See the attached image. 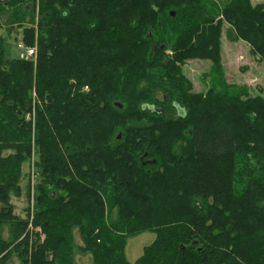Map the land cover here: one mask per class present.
<instances>
[{
  "label": "trees",
  "instance_id": "trees-1",
  "mask_svg": "<svg viewBox=\"0 0 264 264\" xmlns=\"http://www.w3.org/2000/svg\"><path fill=\"white\" fill-rule=\"evenodd\" d=\"M38 3L36 20L37 0H0V30L6 16L37 44L7 58L0 34V264H73L75 227L95 264H264V239L239 240L264 236V96L225 80L192 93L182 69L219 64L220 15L264 59V0ZM34 217L45 240L28 253ZM147 230L157 239L132 263L126 238Z\"/></svg>",
  "mask_w": 264,
  "mask_h": 264
},
{
  "label": "rangeland",
  "instance_id": "rangeland-1",
  "mask_svg": "<svg viewBox=\"0 0 264 264\" xmlns=\"http://www.w3.org/2000/svg\"><path fill=\"white\" fill-rule=\"evenodd\" d=\"M216 5L219 6L220 9L223 8V4L229 0H213ZM252 6H256L263 2V0H249ZM37 9H36V20H38L39 13V3L37 0ZM8 8H10L8 6ZM211 9V8H209ZM4 17V18H3ZM1 18L3 27L0 30V34L5 37V45H6V57L14 58L20 57L24 51L19 48L18 44L20 42L22 36V29H19L17 26L8 24V18L3 16ZM7 18V19H6ZM29 18V17H28ZM27 18V19H28ZM222 20V33H221V47L219 48L220 52V62L218 65L214 64L210 59H189L183 65V73L186 78L191 83V91L192 93H205L210 90V87L215 85L214 83L219 81H224L229 85H238L242 86L251 96L262 95L264 96V59L260 58L258 53H254L251 45L246 41L239 39L236 37L233 29L231 28L230 23L227 20L223 19V16L215 18V21ZM13 26V27H12ZM25 26H32L31 23H27ZM12 27V29H11ZM11 29V30H10ZM35 46L37 44L35 43ZM36 57V56H35ZM33 57V59L35 58ZM26 59V58H23ZM29 59V58H28ZM33 97L37 100L36 91H33ZM28 118V117H27ZM33 125V144L31 154L27 163L24 165V173L29 175L34 169L37 171V141H35V119L33 117L32 120ZM31 175V174H30ZM28 177H24L21 181L23 187V194L21 197H13L12 203L15 205V212L22 215L24 217L25 212L24 209L27 206L26 201V186H27ZM36 181V180H35ZM35 195V192H34ZM211 202H214L212 198L209 199ZM32 205V209L35 211V201ZM2 208V204L0 203V209ZM31 222V220H30ZM29 222V227L27 229H31L32 232L39 233V237L35 241L34 239L29 243L28 253H32L34 247L43 243L45 240V233L41 226L36 225L35 217L32 219V222ZM219 232V230H218ZM257 235H248L244 236L242 234V238L239 240H246L249 248H254L258 243V241L263 240L264 236L260 233L263 230L258 231ZM74 239H73V264H95V258L93 253H87L80 248L83 245L82 238L78 231V228L75 227L73 229ZM232 236L235 232H229ZM157 232L154 231H143L138 234L130 235L126 238L125 243V255L126 258L130 262H135L138 258L144 255L147 246L154 243L157 239ZM24 235L20 237V240L23 239ZM244 237V239H243ZM2 239L8 240L12 239L11 227L8 225L4 226L2 229ZM264 243V241H263ZM264 246V245H263ZM262 246V247H263ZM11 248V247H10ZM9 248V249H10ZM264 248V247H263ZM53 258V255H50V259ZM11 262V263H10ZM7 264H23L20 259L16 255H13L10 261Z\"/></svg>",
  "mask_w": 264,
  "mask_h": 264
},
{
  "label": "built area",
  "instance_id": "built-area-1",
  "mask_svg": "<svg viewBox=\"0 0 264 264\" xmlns=\"http://www.w3.org/2000/svg\"><path fill=\"white\" fill-rule=\"evenodd\" d=\"M18 46H19V48H21L24 51V53L21 54L22 57L24 56L23 58H26V59L32 58V57H35L37 54V47L36 46H26L23 43H19ZM30 174H31V178H32V189H33L32 194H34L36 171L34 169H32ZM32 198H34V197H32Z\"/></svg>",
  "mask_w": 264,
  "mask_h": 264
},
{
  "label": "water",
  "instance_id": "water-1",
  "mask_svg": "<svg viewBox=\"0 0 264 264\" xmlns=\"http://www.w3.org/2000/svg\"><path fill=\"white\" fill-rule=\"evenodd\" d=\"M171 15H172V16H175V12H171Z\"/></svg>",
  "mask_w": 264,
  "mask_h": 264
},
{
  "label": "flooded vegetation",
  "instance_id": "flooded-vegetation-1",
  "mask_svg": "<svg viewBox=\"0 0 264 264\" xmlns=\"http://www.w3.org/2000/svg\"><path fill=\"white\" fill-rule=\"evenodd\" d=\"M10 261V260H9ZM11 263V262H10Z\"/></svg>",
  "mask_w": 264,
  "mask_h": 264
}]
</instances>
